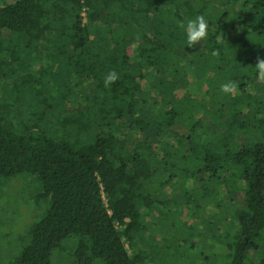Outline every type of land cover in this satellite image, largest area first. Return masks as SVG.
I'll return each instance as SVG.
<instances>
[{"label":"trees","instance_id":"trees-1","mask_svg":"<svg viewBox=\"0 0 264 264\" xmlns=\"http://www.w3.org/2000/svg\"><path fill=\"white\" fill-rule=\"evenodd\" d=\"M258 56L264 0H0V178L50 202L10 264H264Z\"/></svg>","mask_w":264,"mask_h":264},{"label":"rangeland","instance_id":"rangeland-1","mask_svg":"<svg viewBox=\"0 0 264 264\" xmlns=\"http://www.w3.org/2000/svg\"><path fill=\"white\" fill-rule=\"evenodd\" d=\"M40 187L38 183H34L31 178L26 176H18L14 178H0V264H10L21 252V249L26 245L28 239L27 236H22L25 231L34 224L37 220L36 217H40L44 210L50 205L48 201H42L40 211L38 208H33L29 205L30 200L27 199L26 205L24 199L34 196ZM40 192V191H39ZM38 192V193H39ZM37 193V194H38ZM30 196V197H31ZM173 217V218H172ZM170 218L171 223L177 224L178 227L185 228L182 223L183 216L179 213H174ZM168 218L162 219V224L169 223ZM176 222V223H175ZM182 229V228H181ZM157 234H159L157 232ZM186 236H190L187 232ZM22 238V240H20ZM188 240L185 244H177L185 249L192 244L191 240ZM200 243H195L194 247H191L192 256L197 258L198 255L204 257L209 254L211 248L209 243L203 239H200ZM65 241L63 245L66 243ZM212 247V246H211ZM71 247L65 248L66 250L60 253V251H54L52 254V264H75L73 258L68 256L66 251ZM209 248V249H207ZM149 249V248H148ZM217 257L219 253L216 254ZM222 259L214 260L216 264H220ZM177 264V262L173 263ZM181 264V263H180ZM183 264H189L183 262Z\"/></svg>","mask_w":264,"mask_h":264},{"label":"clouds","instance_id":"clouds-1","mask_svg":"<svg viewBox=\"0 0 264 264\" xmlns=\"http://www.w3.org/2000/svg\"><path fill=\"white\" fill-rule=\"evenodd\" d=\"M179 27L186 32L187 46L195 47L201 41L207 39L209 24L203 15H198L194 19L185 18L184 20L177 22ZM213 55H218V52H214ZM256 72L258 73V79L264 81V58L258 56L255 64ZM120 79L119 74L115 70L109 72L104 78V86L110 87ZM239 85L235 82H228L221 85V91L226 94H231L238 89Z\"/></svg>","mask_w":264,"mask_h":264}]
</instances>
